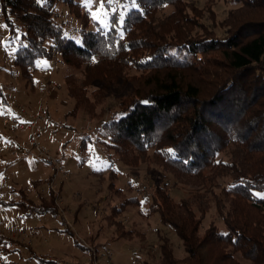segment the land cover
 <instances>
[{"label":"trees","instance_id":"obj_1","mask_svg":"<svg viewBox=\"0 0 264 264\" xmlns=\"http://www.w3.org/2000/svg\"><path fill=\"white\" fill-rule=\"evenodd\" d=\"M0 1L10 31L18 25L22 29L18 43L11 40L14 73L26 87L36 91L40 60L60 56L65 64L83 69L84 78H65L67 96L75 101L70 115L86 114L90 122L102 119L98 137L110 166L137 163L148 155L153 161L142 163L161 170L155 192L146 194L145 216L159 215L182 240L187 256L178 263L163 247L159 264H240L236 253L264 264V0H230L239 7L220 23L227 28L222 37L201 22L204 9L185 0H119L105 9V25L94 22L96 30L90 29L85 5L76 0ZM60 5L77 19L82 12L79 39L67 35ZM91 87L97 90L90 95ZM108 94L118 95L110 115ZM0 101L9 105L2 82ZM205 171L215 174L213 182L228 178L223 189L231 200L225 207L217 204L225 228L211 227L200 239L197 212L206 214L199 192L207 190ZM168 176L176 186L194 189L192 198L172 204L165 196ZM52 194L36 203L21 189L19 202L0 205L56 218ZM124 205L142 208L136 197ZM9 244L15 241L0 233V250L9 253Z\"/></svg>","mask_w":264,"mask_h":264},{"label":"rangeland","instance_id":"obj_2","mask_svg":"<svg viewBox=\"0 0 264 264\" xmlns=\"http://www.w3.org/2000/svg\"><path fill=\"white\" fill-rule=\"evenodd\" d=\"M76 1L84 4L83 0ZM185 2L194 3L197 8L204 9L201 13L203 18L201 22L209 32L218 37L225 36L227 29L223 25L221 27L220 23L227 18L231 10L239 7L230 0ZM210 8L214 12L213 17L209 15ZM59 10L62 14L60 20L65 24L67 35L79 39L82 12H78L81 17L77 19L76 14L74 16L70 14L66 5H60ZM91 11H97V15H100L99 0L91 9L85 7V12L90 17L91 30L97 29L95 21L105 25L103 23L107 22L108 11L106 10L107 15L103 17L102 22L93 19ZM3 19L0 1V82L5 86L8 102L10 104L9 95L13 93L11 101L15 97L19 104L27 106L31 114L38 105L44 104L47 117L42 123L44 129L42 147L50 157L61 158L62 168L67 177L62 174L55 179V193L60 194L59 200L56 201L52 192L53 203L59 212L56 218L50 213L29 215L26 208L18 205L0 206V233L15 241L14 245L9 244V253L0 250V264H159L163 261V247L166 248V253H172L178 263L181 262L187 254L182 240L175 231L165 226L159 215L145 216L149 209L148 203H145L146 194L148 191L151 195L155 192V183L159 176H162L161 170L155 166L156 170H153L150 163H142L153 161L148 155L141 156L139 163H130L129 160L130 165L116 162L114 166H110L105 147L98 137L102 119L90 122L86 114L70 115L75 107V101L67 96L65 78L73 75L84 78L83 69L74 64H65L60 56L53 60H40L38 66L41 68L35 75L36 91L32 92L27 88L25 80L14 73L13 65L14 46L11 38L13 37V41L16 39L15 42L18 43L17 39L22 29H19L18 25L16 32L10 31ZM195 30L200 31V28L197 27ZM50 81L54 84L45 91V86ZM12 83L13 92L9 89ZM96 88L91 87L90 95L97 90ZM19 91L24 95L19 94ZM117 97L118 95L115 97L108 94L107 114L110 115L112 109L118 106ZM3 113H11V108L3 106V102L0 101V130L10 136L7 131L10 126L6 128L1 122ZM25 130L20 132L21 138L25 140L22 145L18 144L15 147L30 152V157L10 152L16 161L10 170L7 169L5 174L0 172V175H6L10 186L14 185L19 192L24 189L31 200L40 203L42 201L40 193L49 198L50 183L54 179L55 170L47 162L41 161L38 152L32 149L30 133ZM5 143L4 138L0 139V150L7 151L4 148ZM33 153L38 158L33 164L35 167L30 166L27 159L33 158ZM130 156L140 157L137 153H130ZM209 173L210 176L207 171L204 174L208 176V182L205 183L207 190H199L206 211L204 217L197 212L198 218H201L197 233L200 239L211 227L216 226L222 230L225 228L217 204L225 207L231 200L223 189L228 178H216L217 180L213 182L212 177L215 178V174L211 171ZM50 179L46 185L44 182ZM37 181L42 183L36 189ZM165 182H167L165 196L172 204L190 200L194 195V189L191 190L187 185L176 186L170 176L166 177ZM212 182L216 188H213ZM118 189L122 190L121 195L115 193ZM262 195L264 197V194ZM2 197L6 201L13 199V195L8 192ZM58 197L57 195V199ZM130 197L138 198L142 202V208L124 205L126 199ZM82 245L86 247L85 250ZM49 246L54 249L47 252ZM225 247L226 252L231 251V247ZM14 248L18 251L12 252ZM235 258L240 264H252L243 260L239 253L235 254Z\"/></svg>","mask_w":264,"mask_h":264},{"label":"crops","instance_id":"obj_3","mask_svg":"<svg viewBox=\"0 0 264 264\" xmlns=\"http://www.w3.org/2000/svg\"><path fill=\"white\" fill-rule=\"evenodd\" d=\"M13 86H14V84L12 83L11 86L9 87L10 91H12V92H13V90H12ZM17 88H18V86H17ZM12 94H11V96L9 95L10 104L8 106H5V107H10L11 108V113H9V114L3 113L2 115L3 116H5V115L11 116L12 118H14V120L17 121V123L11 124L10 127L7 129L8 133L10 134V136H7L5 134V132H2L0 130V139H3L4 138V140L6 141V143L4 145V148L7 149V151L5 149L0 150V172H2L4 174L7 172V169L10 170L13 167V165H14V163L16 161V160H13V158H12L13 155L11 156V153H10L11 150H10V148L15 147V146H18V144L19 145L20 144L22 145V142L25 140V139H22L21 138V133L23 131H26L25 130L26 128L24 127L23 124H22V126L20 124L21 123L26 124L30 120V116L21 114L16 109L15 104L11 101ZM19 94L24 95L22 93V91H19ZM46 117H47V115H46ZM43 131H44V129H43ZM0 146H1V144H0ZM14 157H17L18 159H21L22 158V157L19 158L18 156H14ZM32 157L33 158H27L28 161H29V163H30V166L37 162L35 160H38V158L36 157V155L34 153L32 154ZM33 167H35V165H33ZM4 174L3 175H0V176H2V180H0V202L1 201H6V200L3 199L2 195H6L7 192L13 195V199H11L9 201H11V202H14V201L15 202H19V200H20V197H19V189L15 188L14 185H11L10 186L8 184L9 178L6 175L4 176ZM35 187L37 189V186H35ZM47 191H48V189H47ZM39 196H40V199L45 198L42 193H40ZM0 206H2V205H0ZM5 207H10V206H5ZM20 244L21 243H19V245ZM53 247L56 248V245L53 244ZM54 248H52V246H49L46 251L47 252L48 251H51ZM11 251L12 252H17L18 250H17V248H14Z\"/></svg>","mask_w":264,"mask_h":264},{"label":"built area","instance_id":"obj_4","mask_svg":"<svg viewBox=\"0 0 264 264\" xmlns=\"http://www.w3.org/2000/svg\"><path fill=\"white\" fill-rule=\"evenodd\" d=\"M53 84H54L53 81H50L48 84H46L45 91L48 89V87L50 85H53ZM12 102L15 104L16 109L21 114L30 116V120L26 124L21 123L20 125L22 126V124H23L24 127L27 129V131L30 133L29 136H30V143H31L32 149H34L38 152V157L43 162H47L48 164H50L51 166L54 167V170H55V173L53 176L54 179L50 183V188H51V191L54 193V195L56 197V201H57L60 198V194L55 193L56 192L54 189L55 179L58 177V175L60 176L62 174L67 177V173H65L64 169L62 168L61 158L57 157L55 159L53 157H50V155L42 147V139H43L42 123L45 121V117H46L45 106H44V104L41 103L40 105H38L36 107L34 112H32L33 114H31V112H29L27 106L19 104L15 97L12 99ZM1 122L3 123V125L6 128H8L11 124L17 123V121L14 120V118H12L11 116H8V115L3 116L1 118ZM11 152L15 153L16 155H21V156L25 155L26 157H30V152L25 151V150H19L17 147H12ZM57 195L59 196L58 199H57ZM60 211L63 214L65 213L61 209V207H60Z\"/></svg>","mask_w":264,"mask_h":264},{"label":"snow or ice","instance_id":"obj_5","mask_svg":"<svg viewBox=\"0 0 264 264\" xmlns=\"http://www.w3.org/2000/svg\"><path fill=\"white\" fill-rule=\"evenodd\" d=\"M83 3L86 8L91 9L93 5L97 3V0H83ZM119 0H99V10L100 15H97V11H91L90 14L93 16V19L100 20L101 22L103 21V17L107 15V11L105 10L106 8H111L112 5L118 4ZM133 4H135V0H133ZM124 21V16L120 15L118 18L119 23H123ZM172 150L170 149L169 152Z\"/></svg>","mask_w":264,"mask_h":264}]
</instances>
